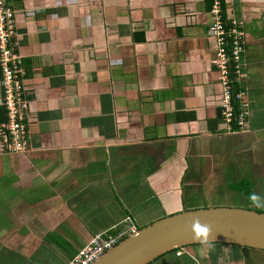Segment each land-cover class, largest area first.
Here are the masks:
<instances>
[{
    "label": "crops",
    "instance_id": "crops-1",
    "mask_svg": "<svg viewBox=\"0 0 264 264\" xmlns=\"http://www.w3.org/2000/svg\"><path fill=\"white\" fill-rule=\"evenodd\" d=\"M8 3L31 139L26 154L0 155V264H67L127 217L142 228L202 208L231 181L264 188V0H223L246 41L250 114L232 132L220 115L211 0ZM254 251L263 253L211 244L174 256L264 264Z\"/></svg>",
    "mask_w": 264,
    "mask_h": 264
},
{
    "label": "built area",
    "instance_id": "built-area-1",
    "mask_svg": "<svg viewBox=\"0 0 264 264\" xmlns=\"http://www.w3.org/2000/svg\"><path fill=\"white\" fill-rule=\"evenodd\" d=\"M208 37L214 41V66L222 87L220 114L227 132L244 130L250 114L246 88H243L245 35L241 23L226 21L223 0H211ZM16 10L0 0V105L4 120L0 123V155L25 152L30 144V103L26 95L27 72L16 40ZM117 226L93 236L67 264H95L108 251L138 231L130 216ZM188 254L186 248L175 255Z\"/></svg>",
    "mask_w": 264,
    "mask_h": 264
},
{
    "label": "water",
    "instance_id": "water-1",
    "mask_svg": "<svg viewBox=\"0 0 264 264\" xmlns=\"http://www.w3.org/2000/svg\"><path fill=\"white\" fill-rule=\"evenodd\" d=\"M196 218L210 227L211 244L264 252V210L217 205L183 210L139 228L95 264H151L176 249L207 245L193 238Z\"/></svg>",
    "mask_w": 264,
    "mask_h": 264
},
{
    "label": "rangeland",
    "instance_id": "rangeland-1",
    "mask_svg": "<svg viewBox=\"0 0 264 264\" xmlns=\"http://www.w3.org/2000/svg\"><path fill=\"white\" fill-rule=\"evenodd\" d=\"M244 67H245V65H244ZM247 98H248V95H247ZM219 108H220V106H219ZM29 147H30V144H29ZM29 147H28V149L25 152H22V153H19V154H26L28 152V150H29ZM14 155L15 154H12L10 156H14ZM230 183H231V187H228L229 191L226 193V195L219 196V197L214 198V199L211 198L212 202L202 204L200 207L206 208V206H217V205H219V206H235V207L241 206V207H247L248 204H247L246 200H244L243 196L241 195L244 192V190L239 191L238 189H233L232 188V186L236 188V184L238 182L231 181ZM257 189H258L257 193L260 194L262 197H264V188H261V187L255 188V190H257ZM253 209L258 210L257 208H253ZM260 209L264 210V208H260ZM137 227H138V225H137ZM138 229H139V227H138ZM253 254L258 259H261V260L264 259V253L261 254V253H258V252L254 251ZM163 259L168 261L169 264H170V262L175 264L176 263L175 261L178 260V259L175 258L174 253H172L171 255L170 254L165 255L163 257ZM184 260H186L188 262V261H190V258L186 255V256H184ZM196 261L199 264H200V262L202 263L200 258H197ZM183 262L184 261H182V263ZM152 264H155V262L152 263Z\"/></svg>",
    "mask_w": 264,
    "mask_h": 264
},
{
    "label": "clouds",
    "instance_id": "clouds-1",
    "mask_svg": "<svg viewBox=\"0 0 264 264\" xmlns=\"http://www.w3.org/2000/svg\"><path fill=\"white\" fill-rule=\"evenodd\" d=\"M8 3V0H7ZM10 6V4L8 3ZM11 7V6H10ZM15 10V9H14ZM17 12V11H16ZM253 207L264 208V197L258 193H251L248 197ZM191 231L194 234L193 238L201 241L204 244L211 245V240L209 236L211 234V229L208 225H202L199 218H196L191 225Z\"/></svg>",
    "mask_w": 264,
    "mask_h": 264
},
{
    "label": "trees",
    "instance_id": "trees-1",
    "mask_svg": "<svg viewBox=\"0 0 264 264\" xmlns=\"http://www.w3.org/2000/svg\"><path fill=\"white\" fill-rule=\"evenodd\" d=\"M1 117H2V120H4V112H3V110L1 111ZM2 122V121H1ZM232 188L233 189H238L239 191H242V190H244V194H245V196H246V202H247V207H249V208H257V207H253L252 206V204H251V202H250V200L248 199V197H249V195L251 194V193H254L255 192V190L254 189H252L251 188V183L248 181V180H241V181H239L237 184H236V188L235 187H233L232 186ZM256 193V192H255ZM259 211H262V209H260V208H257ZM248 249V248H247ZM77 254V252L76 253H74L73 254V256H75ZM72 256V257H73Z\"/></svg>",
    "mask_w": 264,
    "mask_h": 264
},
{
    "label": "flooded vegetation",
    "instance_id": "flooded-vegetation-1",
    "mask_svg": "<svg viewBox=\"0 0 264 264\" xmlns=\"http://www.w3.org/2000/svg\"><path fill=\"white\" fill-rule=\"evenodd\" d=\"M187 248H189V247H187ZM187 248H186V250H187ZM259 252H262V251H259ZM172 253H175V251L174 252H171V253H169L170 255L172 254ZM264 253V252H263ZM167 255V254H166ZM165 256V255H164ZM164 256H162V257H160V258H158L157 260H155L154 262H155V264H164V262H165V260L163 259V257ZM153 262V263H154ZM152 264V263H151Z\"/></svg>",
    "mask_w": 264,
    "mask_h": 264
}]
</instances>
